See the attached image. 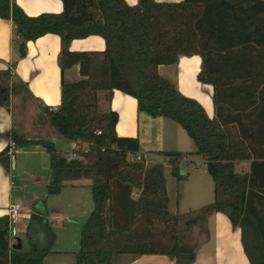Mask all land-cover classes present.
Here are the masks:
<instances>
[{"label":"trees","instance_id":"obj_1","mask_svg":"<svg viewBox=\"0 0 264 264\" xmlns=\"http://www.w3.org/2000/svg\"><path fill=\"white\" fill-rule=\"evenodd\" d=\"M61 2L59 13L29 16L14 0H0V18L12 22L19 42L48 33L61 39L60 102L55 110H41L58 136L77 142L79 148L70 152L75 157L49 140L15 132L10 140L16 149L39 145L49 155L48 194L89 180L92 209L81 229L75 264H112L118 254L193 261L195 252L180 238L159 245L145 234L175 229L184 217L169 213L164 163L178 182V167L190 153L202 156L214 200L185 222L186 230L213 212L223 213L240 229L249 263L264 264V0ZM91 35L104 40L103 51L69 50L71 40ZM193 55L200 58L197 81L213 89L211 118L196 99L158 73V65ZM74 65L80 78L66 81L64 71ZM6 78L9 73L1 72L0 106H8L10 94L22 89L10 87ZM101 90H119L136 99L138 112L179 124L195 150L159 151L164 162L149 165L135 160L138 138L116 134L114 110L98 111ZM10 148L0 152L8 170ZM238 161L249 162L246 172L235 170ZM47 216L43 205L31 204L24 230L28 249L10 248L9 220L0 216V264H43L55 241Z\"/></svg>","mask_w":264,"mask_h":264},{"label":"crops","instance_id":"obj_2","mask_svg":"<svg viewBox=\"0 0 264 264\" xmlns=\"http://www.w3.org/2000/svg\"><path fill=\"white\" fill-rule=\"evenodd\" d=\"M124 1L128 5L137 3V0ZM155 1L179 2L181 0ZM14 2L29 16H36L45 12L59 13L62 11L61 0H14ZM20 43L16 39L12 22L0 18V73L8 72L9 86L19 84L20 87L22 86L21 90H23L21 93L16 91L10 94L8 106H0V152L7 145L11 147L9 150L11 167L12 156L15 157L22 149H16L10 140L11 133L15 132L28 139L49 140L53 142L58 150L65 152L67 157H71L70 152L74 149L76 142L58 136L44 118L41 110L42 106L55 109L60 102L62 74L58 60L61 50V39L56 34L48 33L35 40L24 42L25 53L23 55L18 51ZM68 48L70 51L101 52L104 50L105 44L100 36L91 35L71 40ZM199 66V56H179L176 64L158 65V73L172 81L182 94L196 99L203 106L208 117L211 118L213 116V89L211 85L197 81L196 74ZM63 77L69 82L78 80L80 78L78 65L65 70ZM15 94L18 95V100L14 108ZM97 100V109L100 113L109 110H114L117 113L116 134L118 136L137 137L139 152L146 156L147 161H152L150 162L151 164L164 162L165 158L156 153L159 151L189 152L180 147L184 143L183 133H186L185 130L171 119L151 117L143 112H138L134 97L119 90H113L112 93L101 90L98 91ZM15 111L17 116L14 114ZM26 149L24 155L40 156L42 168H48L49 170V155L41 146L32 145L26 147ZM157 158L160 161H156ZM186 160L187 158H184L182 162ZM245 164L248 168V161L235 162V166ZM165 165L168 164L165 162ZM197 171L207 172L206 168L197 169ZM10 178L8 169L0 162V216H5L8 205L13 203V201L21 204L18 196L11 201L12 187L15 184H11ZM32 178L40 187L46 188L49 175L41 177L34 174ZM89 183V180L82 179L69 182L64 187H88L90 191ZM166 190L169 198L167 184ZM177 197H179L178 193ZM31 204V201L21 204L22 209L19 220L16 223L19 233L25 230ZM47 219L49 223L52 221L49 212ZM203 223V233L194 234L193 232V236L195 235L196 237V242L192 248L195 252V258L188 264H250L243 251L240 229L232 226L225 214L213 212L203 220ZM12 238L14 237L10 238L9 246L11 249H15ZM64 255H67L66 251L51 250L44 257L43 264H75V256L73 258H65ZM180 261L178 262L162 254L140 256L118 254L113 257L112 264H184L185 262L184 260Z\"/></svg>","mask_w":264,"mask_h":264},{"label":"rangeland","instance_id":"obj_3","mask_svg":"<svg viewBox=\"0 0 264 264\" xmlns=\"http://www.w3.org/2000/svg\"><path fill=\"white\" fill-rule=\"evenodd\" d=\"M5 82L9 85L7 78ZM21 91L23 90H17L20 93ZM17 100L18 95L15 94L14 108ZM14 114L17 116L16 111ZM183 134L184 143L180 147L185 151L193 152L195 147L191 139L186 133ZM26 150V148H22L16 154L13 160L14 167L11 165L8 170L11 177L10 181L15 184L12 187L11 201L18 196L21 204L31 201L32 203L37 202V204L43 205L52 218L50 223L55 235V241L51 249L53 251H66L67 255H64V257L73 258V252L79 248L83 223L92 209L90 191L88 187H63L57 194H48L46 188L40 187L39 184L33 181L32 175L47 177L49 170L48 168H42L40 156L24 155ZM156 161H160V159L157 158ZM148 162L149 160L147 161L149 165L152 161ZM246 166V164L235 166V170H240L243 173V171L248 169ZM203 168H205V164L202 156L190 153L186 162H182L178 167L179 174L180 171H183L184 174H180L177 182L176 177L170 173L169 166H164V177L169 193V213L178 212L184 217L180 219L179 225L175 229L147 230L145 234H147L149 240H153L159 245H166L174 238H180L183 244L193 248L196 242L193 232L194 234L203 233L204 223L198 220L186 230L185 222L195 217L200 208L214 200L213 181L210 175L207 172L197 171V169ZM177 193L179 197H177ZM12 240L15 248L28 249L24 232H20L19 236L12 238ZM174 259L178 262L182 260L181 257Z\"/></svg>","mask_w":264,"mask_h":264},{"label":"built area","instance_id":"obj_4","mask_svg":"<svg viewBox=\"0 0 264 264\" xmlns=\"http://www.w3.org/2000/svg\"><path fill=\"white\" fill-rule=\"evenodd\" d=\"M16 39H18V36H16ZM49 109L55 110L52 108H49ZM97 133L99 134L100 132L98 131ZM84 146H86V145L84 144ZM74 148H76V149L79 148L77 142H76ZM74 157H75V155H72L69 158H74ZM144 159L147 162L146 156L144 154H142L140 152L135 153V160L142 161ZM11 184L13 185V182H11ZM21 209H22V205L17 201H14L13 203L9 204L7 207V211H6L5 216H7L8 220H9V236H10V238L18 236L19 228L16 227V223L19 220Z\"/></svg>","mask_w":264,"mask_h":264},{"label":"water","instance_id":"obj_5","mask_svg":"<svg viewBox=\"0 0 264 264\" xmlns=\"http://www.w3.org/2000/svg\"><path fill=\"white\" fill-rule=\"evenodd\" d=\"M18 51H19V53L22 54V55L25 53V52H24V43H23V42H21V43L19 44V49H18ZM13 160H14V156H12V162H11L12 167H14ZM180 174H183V171H180Z\"/></svg>","mask_w":264,"mask_h":264}]
</instances>
